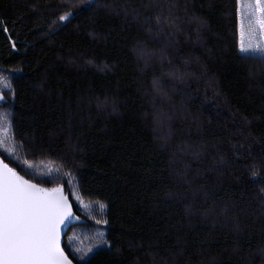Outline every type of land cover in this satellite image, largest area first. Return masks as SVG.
Here are the masks:
<instances>
[{
    "label": "trees",
    "instance_id": "trees-1",
    "mask_svg": "<svg viewBox=\"0 0 264 264\" xmlns=\"http://www.w3.org/2000/svg\"><path fill=\"white\" fill-rule=\"evenodd\" d=\"M237 2L0 0L16 142L104 206L107 246L62 242L73 264H264V58Z\"/></svg>",
    "mask_w": 264,
    "mask_h": 264
},
{
    "label": "snow or ice",
    "instance_id": "snow-or-ice-1",
    "mask_svg": "<svg viewBox=\"0 0 264 264\" xmlns=\"http://www.w3.org/2000/svg\"><path fill=\"white\" fill-rule=\"evenodd\" d=\"M254 11L260 14L257 23L264 32V4L260 0ZM67 18V15L61 16L60 20ZM240 50L242 53L259 50L264 55L259 44L245 47L243 38ZM71 218L60 188H40L16 175L6 164L3 166L0 172V264H69L60 248L59 235L60 225Z\"/></svg>",
    "mask_w": 264,
    "mask_h": 264
},
{
    "label": "rangeland",
    "instance_id": "rangeland-1",
    "mask_svg": "<svg viewBox=\"0 0 264 264\" xmlns=\"http://www.w3.org/2000/svg\"><path fill=\"white\" fill-rule=\"evenodd\" d=\"M92 1L93 0H60L59 5L62 6V11H64V5L66 4L68 8H71L72 10L76 7L82 6L85 2ZM256 2L257 0H238L237 2V32L239 53L245 56L250 55L254 57L264 58V55H261L259 50L255 53H242L240 50L242 38L245 47H248L249 44H251L253 47L259 44L260 49L264 50V32L260 31L259 25L257 23L260 14L259 12L254 11ZM260 2L264 4V0H260ZM65 15H67V17H70L69 12L64 13L61 16ZM6 85H11L10 79L7 76L2 77L0 75V96H3V99L0 100V104L6 102V94H8L10 97L12 96V88H8L6 87ZM11 118L12 113L8 108H3L0 110V140L3 141V143L0 144V154L2 155V157H4L5 160L15 168L22 171V173L31 180L37 179L41 182L48 181L50 183H57L56 185H52L53 187H45L41 184L38 185L35 182L31 183L27 179L22 177V175L20 176L11 166H8L2 158H0V162L3 165L6 164L9 168H11L13 172L16 173V175L22 177L31 184L37 185L40 188L47 190L54 188L61 189V193H63L64 197L68 201H70L72 208L74 205L77 211L80 212V214L83 216V218H85L87 222L91 224L89 227L76 226L70 229V232L67 235V239L64 240L65 238H63L62 240L63 243L65 242V247L69 250L72 257L81 262L85 261L88 256L94 253L95 250L105 248V246H107L104 234L105 224L102 223V220L100 219V216H102L104 212L103 209H101L100 205H98L97 203H89L82 200L76 189L74 178H72L70 174H65L63 169L57 164H53L49 161L30 160L24 152L22 146L16 142L14 134H12ZM5 129H7V131H5ZM98 220L100 221V223H97ZM66 258L68 259L67 256ZM69 261L71 262L72 260L69 259Z\"/></svg>",
    "mask_w": 264,
    "mask_h": 264
},
{
    "label": "water",
    "instance_id": "water-1",
    "mask_svg": "<svg viewBox=\"0 0 264 264\" xmlns=\"http://www.w3.org/2000/svg\"><path fill=\"white\" fill-rule=\"evenodd\" d=\"M3 166H4V165L0 162V172H3ZM61 194L63 195V193H61ZM63 197H64V195H63ZM66 200H67V199H66ZM67 203H68V205H69V210H70V212H71V214H72V218L69 219V220H66L65 223H63V224L60 225L59 242H60V248H61V250H62L61 242H62L63 238L65 237L66 233L69 231V229H70L72 226L76 225L77 222H78V217H77L76 213L73 211V208H72V206H71L70 201L67 200ZM81 222H82V220H81L79 223H81ZM62 251H63V250H62ZM63 253H64V252H63ZM64 256H65V254H64ZM65 257H66V256H65ZM67 260H68L69 264H73L72 261L70 262L69 259H67Z\"/></svg>",
    "mask_w": 264,
    "mask_h": 264
}]
</instances>
